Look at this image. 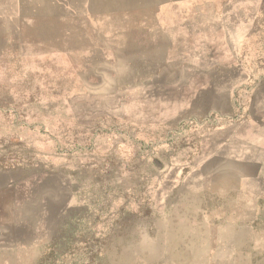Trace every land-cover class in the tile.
Returning <instances> with one entry per match:
<instances>
[{"label": "rangeland", "instance_id": "1", "mask_svg": "<svg viewBox=\"0 0 264 264\" xmlns=\"http://www.w3.org/2000/svg\"><path fill=\"white\" fill-rule=\"evenodd\" d=\"M236 143L264 152V0H0V166L69 208L36 264H264Z\"/></svg>", "mask_w": 264, "mask_h": 264}, {"label": "crops", "instance_id": "2", "mask_svg": "<svg viewBox=\"0 0 264 264\" xmlns=\"http://www.w3.org/2000/svg\"><path fill=\"white\" fill-rule=\"evenodd\" d=\"M77 1L95 3L116 0ZM219 155L238 166L231 173L236 185L223 193L232 202L229 206L236 211L246 209L257 214L259 206L254 188L264 189V152L255 146L245 147L242 143H236L223 147ZM14 171L17 172V169L13 166H0V196L8 198L5 208L0 207V211H6L5 214L0 212V251L10 254V261H3L1 264H19L23 255L27 257L29 264H36L38 257H43L45 251L52 250L56 233L61 223L67 219L69 208L66 201L54 203L57 200L56 191L45 190L38 180L31 179L29 184L27 175H14ZM237 217L236 215L235 220L227 225L237 226ZM20 228L28 232L26 242L19 233ZM234 244L235 240L230 246Z\"/></svg>", "mask_w": 264, "mask_h": 264}]
</instances>
